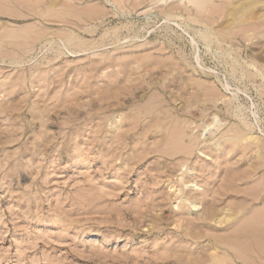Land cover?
<instances>
[{
	"label": "rangeland",
	"instance_id": "1",
	"mask_svg": "<svg viewBox=\"0 0 264 264\" xmlns=\"http://www.w3.org/2000/svg\"><path fill=\"white\" fill-rule=\"evenodd\" d=\"M156 1L0 0V264H264V0Z\"/></svg>",
	"mask_w": 264,
	"mask_h": 264
},
{
	"label": "bare ground",
	"instance_id": "2",
	"mask_svg": "<svg viewBox=\"0 0 264 264\" xmlns=\"http://www.w3.org/2000/svg\"><path fill=\"white\" fill-rule=\"evenodd\" d=\"M175 1V3H176V1H178L176 4L178 5L177 6V8H179V9H182V10H185V11H187L188 13H190V14H196L197 16H199V17H195V18H192L193 19V21L194 22H197V23H201V24H206V22H207V20L208 19H210V17L212 18V19H210V20H212L213 22L212 23H214V22H218L219 21V19L221 18V16H208L209 14V12H207V8L206 7H208V5H207V3L208 2H210V1H212V0H158V1H156V3L157 4H165L166 6L167 5H169L171 2H174ZM161 2V3H160ZM207 5V6H206ZM170 6V5H169ZM206 15V16H205ZM168 16H173V14L172 13H169L168 14ZM250 19V18H249ZM206 21V22H205ZM200 25V24H199ZM250 24H248V25H244V26H249ZM253 25H255V24H253ZM258 25V24H257ZM257 25H255V27L257 28ZM251 26V25H250ZM249 26V27H250ZM246 27V28H247ZM234 28V27H233ZM237 28V27H236ZM208 30H210V31H212V28H211V26L209 27V29ZM231 31V29H229V32ZM204 32V31H203ZM255 32H260V31H254V32H252L251 30H247V31H245L244 33H243V35H245V36H248V37H251V36H253V34L255 33ZM261 32H263V31H261ZM260 32V33H261ZM212 33V32H211ZM231 33V32H230ZM230 33H229V35H230ZM260 33H257V34H255L256 36L258 35V34H260ZM264 33V32H263ZM262 33V34H263ZM213 35H215V36H219V33H212ZM222 34V33H221ZM227 33H224V34H222V35H226ZM214 36V37H215ZM192 37V36H191ZM225 37V36H224ZM202 38L205 40V41H211L212 42V38H211V35L210 34H204V35H202ZM216 38V37H215ZM246 38V37H245ZM193 40H194V38H193ZM193 42V41H192ZM194 42H196V41H194ZM206 43V42H205ZM229 101L230 102H234L235 104H236V107L239 109V108H241L242 107V103H240V101H239V95L237 94V93H233V97L231 98H229ZM251 106H249V108H250ZM235 110V109H234ZM240 110V109H239ZM241 115H244V113L242 112L241 113ZM233 116L235 117V119H237V122H235L234 123V125H235V127H234V129H233V134L231 135V137H229V138H226L224 141H226V142H230L232 145H234V146H236V145H244L245 143V145L244 146H249L248 148H256L257 147V149L259 148V146H260V139L258 138V136L256 135V134H250L249 132H252V130L256 127V124H255V122H253V119L252 120H247V118H245L244 116L242 117V116H240L237 112L236 113H234L233 114ZM253 116L255 117L254 119H255V121H257L258 122V119H257V114L255 113V112H253ZM216 116H215V118H214V120H213V122L211 123V124H205V126H204V131L205 130H209V132H210V134L212 135L213 134V130H210L211 128V126L213 125H215L216 124ZM232 126V125H231ZM233 128V127H232ZM231 128V129H232ZM229 129V128H228ZM229 132H231V131H229ZM204 133V132H203ZM254 133V132H253ZM203 135V134H202ZM207 135V134H206ZM206 137L204 136V139H205ZM221 139V138H220ZM219 139V140H220ZM249 139V140H248ZM247 140L250 142V144H247L248 142H247ZM194 144V145H193ZM192 144V147L193 146H195V144H196V142L195 143H193ZM210 144V143H209ZM212 144H213V146H214V148H215V150L216 151H220L221 150V141H218V140H215V141H213L212 142ZM206 147V146H205ZM247 147H245V148H247ZM201 152V155H203V154H205L203 151H200ZM260 154V153H259ZM209 155V154H208ZM207 154H206V156H207V159H209L210 157L208 156ZM193 167V166H192ZM192 168H187V172H192V170H191ZM194 169H195V167H194ZM198 170V169H197ZM191 174H194V173H191ZM181 180H183V177H181L180 178ZM187 190H189L190 192H193V191H199V190H202V188H201V185L200 184H198L196 181H190V182H187V183H183V186H182V188H180L179 189V193H181V194H184V193H186V195H187V192H189V191H187ZM179 199V198H178ZM181 200L182 201H184V202H187L188 203V205L191 207V210L193 211V212H195V211H198L201 207H200V203L198 202V200H196V199H194V200H190L187 196H183L182 198H181ZM225 209H226V207H225ZM224 212V211H223ZM189 213V212H188ZM264 215V209H263V211L262 210H260V211H258L257 212V214H255V216H254V218H256V217H260L261 219H257L258 221H260L261 220V222H264V219L261 217V216H263ZM264 217V216H263ZM263 220V221H262ZM219 222V221H218ZM223 222V221H222ZM261 234V233H260ZM259 240L261 241L262 240V238H259ZM258 241V240H257ZM213 245V244H212ZM234 246V247H233ZM229 245V247L230 248H232L233 250H234V252L236 253V255H237V258H240V256L241 255H239V253H241L242 252V254L245 252L244 250H246V249H248V248H241V246H237V245ZM252 247V246H251ZM228 248V247H227ZM213 251H214V253H220V252H217V250H219V249H217V247L216 246H214L213 247V249H212ZM212 250H211V252H212ZM235 250H237V251H235ZM261 251V250H260ZM263 251V250H262ZM239 252V253H238ZM222 253V252H221ZM247 253V252H246ZM242 258V257H241ZM249 258V257H248ZM251 258V257H250ZM208 259V258H207ZM251 260H253V259H251ZM254 261V260H253ZM256 262V261H255ZM236 263V262H235ZM245 264H252V263H247V261H246V263Z\"/></svg>",
	"mask_w": 264,
	"mask_h": 264
}]
</instances>
